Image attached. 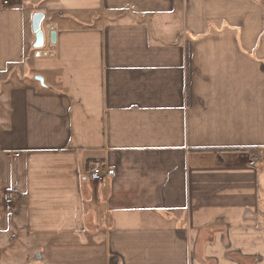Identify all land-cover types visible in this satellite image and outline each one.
Here are the masks:
<instances>
[{
    "label": "crops",
    "instance_id": "obj_1",
    "mask_svg": "<svg viewBox=\"0 0 264 264\" xmlns=\"http://www.w3.org/2000/svg\"><path fill=\"white\" fill-rule=\"evenodd\" d=\"M0 264H264V0H0Z\"/></svg>",
    "mask_w": 264,
    "mask_h": 264
},
{
    "label": "built area",
    "instance_id": "obj_2",
    "mask_svg": "<svg viewBox=\"0 0 264 264\" xmlns=\"http://www.w3.org/2000/svg\"><path fill=\"white\" fill-rule=\"evenodd\" d=\"M16 1L17 0H2L3 5L6 6L13 5ZM254 163H255L254 160L250 161V164H254ZM114 176H115V170L113 168L100 164L91 165L87 173L88 179L94 182H102L107 177H114ZM11 199H12V194L8 193L6 197V202L9 203Z\"/></svg>",
    "mask_w": 264,
    "mask_h": 264
},
{
    "label": "water",
    "instance_id": "obj_3",
    "mask_svg": "<svg viewBox=\"0 0 264 264\" xmlns=\"http://www.w3.org/2000/svg\"><path fill=\"white\" fill-rule=\"evenodd\" d=\"M44 18V14L41 12H35L32 16V30L35 34V43H34V47H40L43 44V37H44V33L41 27V23L43 21ZM55 34L52 31L51 32V39L53 40ZM38 79L42 80L41 77H38Z\"/></svg>",
    "mask_w": 264,
    "mask_h": 264
}]
</instances>
